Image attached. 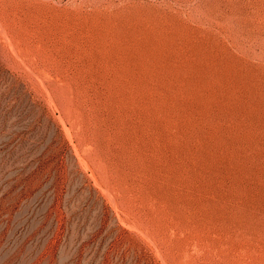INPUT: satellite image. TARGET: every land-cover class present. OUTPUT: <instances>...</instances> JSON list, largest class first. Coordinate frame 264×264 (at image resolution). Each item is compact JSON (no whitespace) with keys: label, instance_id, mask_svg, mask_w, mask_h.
<instances>
[{"label":"rangeland","instance_id":"rangeland-1","mask_svg":"<svg viewBox=\"0 0 264 264\" xmlns=\"http://www.w3.org/2000/svg\"><path fill=\"white\" fill-rule=\"evenodd\" d=\"M0 264H264V0H0Z\"/></svg>","mask_w":264,"mask_h":264}]
</instances>
